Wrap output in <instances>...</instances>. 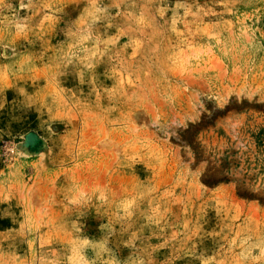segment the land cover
<instances>
[{"label": "rangeland", "instance_id": "obj_1", "mask_svg": "<svg viewBox=\"0 0 264 264\" xmlns=\"http://www.w3.org/2000/svg\"><path fill=\"white\" fill-rule=\"evenodd\" d=\"M0 264H264V0H0Z\"/></svg>", "mask_w": 264, "mask_h": 264}]
</instances>
